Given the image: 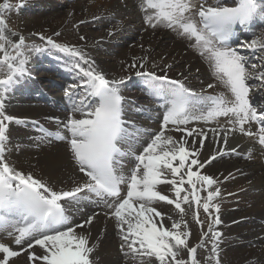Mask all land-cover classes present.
<instances>
[{
    "label": "snow or ice",
    "instance_id": "6c2138e0",
    "mask_svg": "<svg viewBox=\"0 0 264 264\" xmlns=\"http://www.w3.org/2000/svg\"><path fill=\"white\" fill-rule=\"evenodd\" d=\"M140 7L150 27L160 25L179 30L181 35L193 39L200 55L209 61L216 78L227 89L226 94L205 96L167 75L136 71V76L144 77L152 93L164 101L162 130L151 136L142 150H138L139 141L132 135V131H137L134 123L124 118L121 85L127 78L107 77L83 49L59 43L50 36L40 35L42 44H29L22 34L8 27L3 17V12L11 10L13 5H0V231L21 246L20 250H14L0 242V264H10L22 251L37 245L44 254L30 253L33 262L94 264L91 258L94 246L90 245L89 235L77 231L91 225L94 216L75 226L71 223L72 213L81 210L86 201L104 203L112 209L111 215L124 242L122 248L126 246L125 255L137 264H202L197 249L206 245H210L207 264H221L222 233L216 228L221 223L217 202L221 192L217 180L201 172L217 157L212 155L201 161L198 149L193 146L195 141L190 144L186 138L197 130L181 126L213 123L224 117L228 118L229 126L210 131L214 136L223 133L225 145L228 134L238 131L244 136L258 137V143L264 146V108L254 106L249 95L250 80L264 84V57H260L259 64L250 62L232 44L233 40L239 41L238 29L248 28L257 17L264 16V0H237L234 6L221 0L214 4L201 0L199 5L193 0H144ZM239 44L254 53L264 52V33ZM50 50L66 54L72 69L81 74L80 82L70 86V89L80 88L81 93L69 91L70 98L73 95L76 98L71 109L73 115L64 124L69 135L56 134V138L67 140L72 159L83 174L82 182H76L68 190L57 189L41 177L17 168L7 156L9 124L15 119L5 111L9 93L28 73V54ZM129 67L144 69L145 66L133 62ZM249 69L258 71L254 76ZM213 87L208 84V88ZM246 125H256V131ZM40 131L42 140L52 136L43 129ZM166 131L186 132V137L177 139L165 135ZM198 135L207 139L203 131ZM126 156L136 161L127 173L122 162ZM165 184L171 186L172 198L159 189ZM121 185L126 186V196H121ZM202 192L206 197L201 196ZM161 201L174 205L179 219L153 206ZM192 204L197 208L196 223L202 229L204 222L198 211L201 207L211 221L202 242L196 246L189 245L191 232L184 219V205ZM166 216L171 221L168 227L164 226Z\"/></svg>",
    "mask_w": 264,
    "mask_h": 264
},
{
    "label": "bare ground",
    "instance_id": "6f19581e",
    "mask_svg": "<svg viewBox=\"0 0 264 264\" xmlns=\"http://www.w3.org/2000/svg\"><path fill=\"white\" fill-rule=\"evenodd\" d=\"M64 1L28 0L26 3L24 2L22 21L18 29L14 30L13 28V31L22 34L26 38V42L27 40L37 41L40 35H45L52 37L59 43L81 48L91 60L95 61V67L104 72L107 77H126L125 84L121 85L126 112H134L143 124H147L146 127L149 130H155L150 136L132 134L141 142L142 145H138V150H141L149 138L162 129V119L149 123L139 114L137 107L141 108L144 105L156 109L157 107L156 103L147 99L146 88L148 86L145 84V78L136 76V71L145 70L157 75H167L170 79L185 81L189 88L197 89L209 82L208 78L206 83H200L199 79L207 77L212 66L204 56L199 54L200 50L195 46L194 40L181 35L179 30L172 29L171 31H174L173 36L166 31L164 26L158 25L155 29L146 24H144L148 26L145 27L146 29L142 26L143 29L136 26V23L134 24L132 21H140L145 17V13L140 7L144 2L143 0H95L91 3L81 0L72 4H70L72 0ZM222 1L234 2L235 0ZM36 10L39 12L34 13ZM32 11L34 14H31ZM127 13H131L133 16L128 20L116 22L118 18ZM10 29L12 30V28ZM95 29L99 32L98 34L95 33ZM57 32L60 33L59 36L56 35ZM81 36H84L85 39L81 40ZM135 39H139V42L132 44ZM56 53L63 55V58L60 56L61 61L46 60L59 64L57 67H63L61 72L66 69L65 74L75 75L80 82L81 74L78 70L72 69V65L69 63L70 58L57 50ZM100 54H104V59L99 56ZM33 59L29 61L28 65L34 61ZM133 62L143 63L144 69L130 68L129 65ZM38 65L45 66L43 63H38ZM44 77L45 75L42 76V79ZM133 78L139 80V86L141 89L143 88V91L139 92L132 88ZM26 81L27 79L22 77L17 84L19 86ZM65 82H67L66 78L57 81L59 84L57 86H52L51 81L43 83V88L46 89L45 85L47 84L51 93H57V96L48 102L40 100L38 97L32 96L30 98L28 92H23L20 97H16L10 92L5 111L6 114L15 118L9 124L8 158L15 163L17 168L41 177L57 189L68 190L76 182H82L83 175L78 172L68 143L58 141L56 138L58 132L62 135L68 133L64 129V124L73 115L72 104L63 101V94L58 92ZM31 87H36L35 82ZM68 91L79 94L82 90L69 88ZM130 100L137 102L138 106L130 104ZM76 115L79 116V113ZM19 119L23 123L15 122ZM128 119L133 121L134 117L128 116ZM36 123L49 128L53 136L47 140H42L43 133L40 131L42 128L37 127ZM197 123L201 124V122ZM165 135H172L177 139L186 137V134L181 135L175 131H166ZM208 135V140L199 136L198 132L193 133L192 137H186L190 144L193 140L195 141L193 146L198 149L201 161H206L223 149L230 148L220 147L221 141L216 143L217 138L222 137L223 133L218 136H214L213 133ZM201 139H203L202 148L199 147ZM216 145L217 147H214ZM247 148L244 146L243 150ZM122 162L127 173L135 160L133 157L126 156L122 158ZM201 172L212 175L217 180L216 186L220 188L221 192V196L217 198V202L220 203L221 223L216 226L217 230L222 233L219 243L221 264H264V170L261 163L258 161L242 163L240 159L233 158L231 155H224L213 160ZM159 189L162 194H167L170 198L174 195L170 185H160ZM201 196L206 197V193L202 192ZM153 206L162 213L171 215L173 219H179V213L175 210L174 205H168L161 201L156 202ZM184 207L186 209L184 219L187 221L188 230L191 232L189 245L196 246L202 242L203 233L207 231L211 221L208 220L207 214L203 212L201 207L198 211L200 220L204 222L202 229L196 223L197 208L195 204H192L191 207L184 205ZM96 210H102L100 204L84 202L81 205V210L72 213V225L84 222L88 217L93 216L92 214ZM108 216L109 214L104 216L100 212L94 215L91 225L77 229L78 232H86L89 235L90 245L94 246V251L91 254L94 264H137L136 261H132L125 255L126 246L122 248L124 242L121 239L117 221L114 217L107 218ZM170 223L171 221L166 216L164 226L168 227ZM0 242H5L17 249L21 248V246L15 245L7 233L3 231H0ZM30 253L40 256L44 254V250L38 245L27 249L20 256L13 258L10 264H43L39 260L31 261L29 259ZM209 254L210 245L203 248L198 247L197 258L202 261V264H207L206 257Z\"/></svg>",
    "mask_w": 264,
    "mask_h": 264
},
{
    "label": "rangeland",
    "instance_id": "374dc122",
    "mask_svg": "<svg viewBox=\"0 0 264 264\" xmlns=\"http://www.w3.org/2000/svg\"><path fill=\"white\" fill-rule=\"evenodd\" d=\"M28 0H0V5H2L3 3H10V4H12L13 5V8L11 9V10H5L4 12H3V17H4V19L8 22V27L9 28H12V30H13V28H14V30H16V29H18V26L20 25V23H21V21H22V13H23V11H24V8H22L23 7V5H25V3L27 2ZM79 1H81V0H72V2H70V4H72V3H77V2H79ZM83 2H87V3H91V2H93V1H95V0H82ZM25 2V3H24ZM64 2H66V0L64 1ZM66 4H68V3H66ZM69 5V4H68ZM124 5H126V4H124ZM37 9V8H36ZM36 12H39V11H34V13H36ZM33 13V11L31 12V14H34ZM131 16H133V15H131V13H127V14H125L124 16H122L121 18H118L117 20H116V22H122V21H125V20H128ZM16 19V20H15ZM136 26H139V28H141V29H143L142 27H146L144 24H143V22H142V20H140V21H132ZM19 23V24H18ZM140 23V24H139ZM142 26V27H141ZM146 29V28H145ZM95 33L96 34H98L99 32L98 31H96V29H95ZM122 39V38H121ZM27 42L29 43V44H32V43H35V44H42L43 43V41H40V39H37V41H28L27 40ZM137 42H139V39H135L134 40V42H132V44L133 43H137ZM122 43V42H121ZM131 45V44H130ZM55 53V54H54ZM106 53V52H105ZM104 53V54H105ZM112 53V52H111ZM111 53H110V55H111ZM104 54H100L99 56L100 57H102L103 59H104ZM29 55V61L30 60H32V58H34L33 60V63L31 64V66H30V70L31 71H33V72H35L34 70L35 69H37V67H38V63H43V64H46V65H48L47 67H51L52 69H48V68H45V69H42L41 71H40V69H39V71L37 72V74H38V76H43V75H45V78H43V80L44 81H48V78H53V79H55V81H60V80H62V79H64L65 77H61V76H59L58 75V73H60L61 72V69L63 68V67H57L59 64H57V63H55V62H51V61H48V62H46V61H40V60H42L41 58V56L42 55H45V56H48V57H53L54 56V58H55V56H58L57 55V53H56V50H50V51H46V52H32V53H29L28 54ZM61 56V55H60ZM58 56V57H56L55 59H57V58H59V59H62L63 58V56ZM38 61V62H37ZM40 61V62H39ZM55 63V64H54ZM56 65V66H55ZM40 66V65H39ZM28 67H29V65H28ZM49 67V68H50ZM57 67V68H56ZM56 68V69H55ZM58 69H60V72L58 71ZM64 71H62V72H64V74H65V71H66V69H63ZM36 74V73H35ZM70 75H71V73H69ZM72 76V75H71ZM71 80V81H70ZM72 80H73V78H70L67 82H65L62 86H61V88H60V90H58V92H61L60 94H62L63 93V90H64V88L70 83V82H72ZM137 80V81H136ZM132 81H133V89L134 90H137V91H139V92H141L143 89H141V87L140 88H138L137 87V84H138V86H139V80L138 79H136V78H133L132 79ZM76 84V83H75ZM141 85V84H140ZM16 86H18V84H16ZM69 86V88H70V85H68ZM18 87H20V85L18 86ZM33 89V88H32ZM138 89H140V90H138ZM69 90V89H68ZM27 92V91H26ZM12 94V93H11ZM20 94H22V93H20ZM30 96V98H32V94H30L29 95ZM52 96H57V93H52ZM16 97H20V95H18V96H16ZM34 97V96H33ZM37 97V96H36ZM35 97V98H36ZM148 97H149V95H148ZM146 108H150V109H156V108H153V107H150V106H147ZM157 110V109H156Z\"/></svg>",
    "mask_w": 264,
    "mask_h": 264
}]
</instances>
